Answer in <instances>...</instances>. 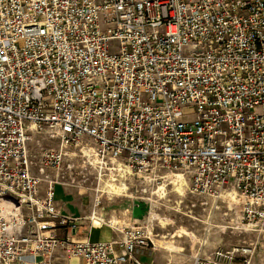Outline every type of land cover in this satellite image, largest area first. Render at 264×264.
I'll list each match as a JSON object with an SVG mask.
<instances>
[{"label":"built area","instance_id":"1","mask_svg":"<svg viewBox=\"0 0 264 264\" xmlns=\"http://www.w3.org/2000/svg\"><path fill=\"white\" fill-rule=\"evenodd\" d=\"M35 135L56 146L34 153ZM75 158L111 192L141 180L138 203L176 174L263 225L264 0H0V264H141L155 248L143 219L70 239L77 219L53 198L80 187ZM247 251L190 264H249Z\"/></svg>","mask_w":264,"mask_h":264},{"label":"rangeland","instance_id":"2","mask_svg":"<svg viewBox=\"0 0 264 264\" xmlns=\"http://www.w3.org/2000/svg\"><path fill=\"white\" fill-rule=\"evenodd\" d=\"M37 142L43 146H56L55 142L35 135L29 144L34 153L38 150ZM71 162L75 172H79L75 181H80V187H68L81 191L87 210L91 208L97 214L103 211L104 223L120 226L133 223L129 208L141 180L137 182L130 178L126 182L127 191L111 192L107 187L110 184L107 177L94 173L87 163L82 165L79 158ZM189 189V181L176 174L157 179V183L149 185L147 196L150 202L145 204L143 220L150 225L154 251L165 255L163 263L189 264L195 257L215 259L217 253L229 256L234 249H247L249 264H264V224L254 226L242 223L236 200L192 195ZM184 231L189 235L180 234ZM164 245L174 251H167ZM242 259L239 255L235 256V263ZM220 262L225 263L223 258Z\"/></svg>","mask_w":264,"mask_h":264},{"label":"crops","instance_id":"3","mask_svg":"<svg viewBox=\"0 0 264 264\" xmlns=\"http://www.w3.org/2000/svg\"><path fill=\"white\" fill-rule=\"evenodd\" d=\"M45 186L41 185V193L44 191ZM54 204L56 208L65 215H69L74 219H77L76 229L73 233H70V239L73 241H89V242H108L118 237V234L109 226L106 227L100 224L98 221H90L88 216L90 215V209L87 210L85 206L84 197L82 198V193L76 188L56 185L54 187ZM142 203H138V205ZM134 205V200L132 201V207L129 208L130 216L132 217V208ZM96 212V211H95ZM115 213V212H113ZM97 214V212H96ZM100 215L104 219V212ZM145 215V214H144ZM141 219H144V216ZM133 221L136 220L132 217ZM140 219V220H141ZM119 222V220H116ZM135 222V221H134ZM185 236H188V232H182ZM178 234V237L181 235ZM58 237L64 238V232H58ZM153 241V240H152ZM154 242V241H153ZM167 251L173 252L174 249L164 245ZM155 249H146L142 253L137 255V258L141 264H167L170 262L163 263L165 255L163 252H155ZM42 257L36 256L35 260L40 261ZM155 258V259H154ZM191 263V262H190ZM189 263V264H190ZM52 264H83L82 260L79 258H67L63 252H57L53 259ZM131 264V263H128ZM174 264V263H173Z\"/></svg>","mask_w":264,"mask_h":264},{"label":"water","instance_id":"4","mask_svg":"<svg viewBox=\"0 0 264 264\" xmlns=\"http://www.w3.org/2000/svg\"><path fill=\"white\" fill-rule=\"evenodd\" d=\"M5 199L13 201L9 197H5ZM13 202L15 203V201H13ZM145 212H146V206H142L141 204L138 205V202L134 201V205H133V208L131 211L132 217L136 220H140L143 217V215L145 214Z\"/></svg>","mask_w":264,"mask_h":264},{"label":"bare ground","instance_id":"5","mask_svg":"<svg viewBox=\"0 0 264 264\" xmlns=\"http://www.w3.org/2000/svg\"><path fill=\"white\" fill-rule=\"evenodd\" d=\"M111 189L113 190V192L115 193H120L123 192L126 188L124 187V185L120 184V185H116V186H111ZM103 225H105L106 227H109L108 222L104 223Z\"/></svg>","mask_w":264,"mask_h":264}]
</instances>
